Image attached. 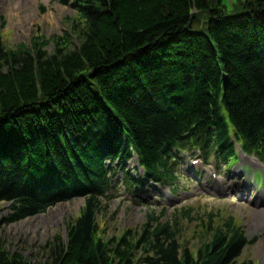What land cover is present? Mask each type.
<instances>
[{
  "label": "trees",
  "instance_id": "trees-1",
  "mask_svg": "<svg viewBox=\"0 0 264 264\" xmlns=\"http://www.w3.org/2000/svg\"><path fill=\"white\" fill-rule=\"evenodd\" d=\"M60 1L76 11L69 21L79 45L60 37L48 51L37 38L8 49L0 41L8 223L80 195L79 216L38 264H237L248 241L232 219L203 225L205 241L192 251L181 214L166 223L149 216L140 230L108 240L98 217L112 188L106 160L135 152L153 180L173 184L180 149L218 141L225 156L232 135L250 150L264 143V0ZM0 264L32 263L0 244Z\"/></svg>",
  "mask_w": 264,
  "mask_h": 264
},
{
  "label": "rangeland",
  "instance_id": "rangeland-1",
  "mask_svg": "<svg viewBox=\"0 0 264 264\" xmlns=\"http://www.w3.org/2000/svg\"><path fill=\"white\" fill-rule=\"evenodd\" d=\"M75 18V10L62 7L52 0H0V41L8 49H17L23 45L31 47L32 42H38L37 38H42L49 44L47 50L52 51L54 40L61 37L67 38L69 44L75 47L81 42V31L73 34L70 30L72 23L69 20ZM54 141L60 148L59 141L55 138ZM67 141L70 143V140ZM243 165L251 170H261L254 168L249 160L241 159V163L233 168L240 175L235 177L232 173H224L228 180L219 189L216 190L212 186L209 188L208 183L190 186V193L183 191L178 197L168 196L171 197L170 200H163L158 205L151 203V199L135 198L119 188L117 199L98 217L102 236L108 240L120 237L128 230H140L147 221V213L151 212L148 206L155 210V216L160 215L162 208L167 209V215L163 217L162 222H166V218L174 210L193 209V217L197 220L181 224L182 241H187L192 251H196L205 241L207 229L203 225L208 224L204 222L208 214L213 215L216 221L218 219L219 223L232 217L237 224L244 227L246 237L250 241L237 264H264V185L259 188L258 185L248 184L247 181H254L251 179L250 170L246 173L242 171ZM184 168L193 174L200 169L190 168L188 159ZM241 182L249 188H242ZM204 187L206 191H203ZM212 193L219 194L221 199L211 197ZM9 206L8 203L0 202V244L10 254L38 264L46 261L45 246L49 242L56 236L65 238L67 223L79 216L84 199L59 203L45 214L13 224L8 223ZM182 213L183 211L178 212L179 215Z\"/></svg>",
  "mask_w": 264,
  "mask_h": 264
},
{
  "label": "bare ground",
  "instance_id": "bare-ground-1",
  "mask_svg": "<svg viewBox=\"0 0 264 264\" xmlns=\"http://www.w3.org/2000/svg\"><path fill=\"white\" fill-rule=\"evenodd\" d=\"M56 115H57V113H56ZM52 138H55V136L53 135ZM71 143H72V141H71ZM61 179H62V180H60V181H59V180H55V181H56L57 183H59V182L61 183L62 186H60V187H61V189H62L63 187H65V184L63 183V181H67V182H68V179H66V178H61Z\"/></svg>",
  "mask_w": 264,
  "mask_h": 264
}]
</instances>
